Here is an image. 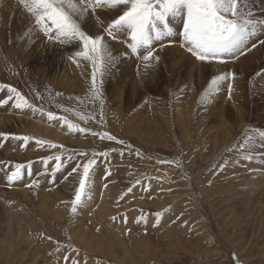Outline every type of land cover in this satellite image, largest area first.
Listing matches in <instances>:
<instances>
[{
	"label": "rangeland",
	"instance_id": "374dc122",
	"mask_svg": "<svg viewBox=\"0 0 264 264\" xmlns=\"http://www.w3.org/2000/svg\"><path fill=\"white\" fill-rule=\"evenodd\" d=\"M246 3L256 18L264 19V0ZM3 4L0 101L8 102L0 103V109L10 110L9 115L14 108L20 110L9 91V86L15 88L42 112L40 119L30 122L47 123L63 138L24 131L14 122L0 126V133L8 134L0 136V231L8 226V210L22 217L19 224L25 226L18 236L22 243L11 253L19 256L33 247L32 253L38 248L41 260L52 264H72L73 259L79 264H120L106 250L107 245L114 246L113 238H100L113 226L129 252L125 264H264V140L256 138L251 161L243 158L238 147L246 134L264 130V32H257L243 55L225 56L223 64L201 62L180 46L183 25L181 18H175L174 35L153 45L160 61L147 68L127 48L126 32L118 34L117 40L106 37L117 62L102 78L98 74L99 95L93 96L90 62L79 60L77 66L69 59L80 50L77 42L62 45L49 40L34 28L18 0H3ZM90 13L83 29L91 35H105L104 28L118 14L107 9ZM185 54L201 70L190 67V60L184 62ZM227 73H233L234 79L229 77L203 102L210 80ZM67 82L78 88L63 89ZM49 112L56 119H48ZM68 122L90 131L71 130ZM105 131L124 143L92 134ZM19 136L30 139H15ZM37 140L63 147L41 146ZM81 152L88 157L93 152L108 155L98 156L93 166L89 203L71 214L70 201L79 182V173H72V168L86 162ZM55 155L64 163L53 175L56 161L48 158ZM17 164L25 166L22 178L9 185L7 175ZM221 164L223 168L218 167ZM102 206L110 211L99 219L96 214ZM86 233L90 251L76 243L77 234ZM140 237L147 239L146 248L139 244ZM99 239L104 242L102 252H94ZM5 252L0 248V264L29 262L30 256L11 259V253L6 257ZM120 253L116 251L121 259Z\"/></svg>",
	"mask_w": 264,
	"mask_h": 264
},
{
	"label": "snow or ice",
	"instance_id": "6c2138e0",
	"mask_svg": "<svg viewBox=\"0 0 264 264\" xmlns=\"http://www.w3.org/2000/svg\"><path fill=\"white\" fill-rule=\"evenodd\" d=\"M18 2L33 19L34 28L42 32L49 40L58 41L62 45H71L73 42H77L76 46L80 50L69 56V59L77 66H79V60L90 62L93 96L99 95L98 74L102 78L117 62V56L113 53L106 37L117 40L118 34L126 32L127 48L131 54L139 56L147 68L152 65L153 61L156 63L160 61L161 58L153 45L155 42H162L165 38L174 35L172 20L175 18H181L183 25V30L179 33L182 37L180 46L201 62L218 61L223 63L225 56L237 53L243 55L246 50H250L247 49V44L253 37H256L257 32H264V19L254 16L248 9L246 0H18ZM97 9L118 12L104 28L105 35H91L83 29V23L89 13L97 15ZM261 43L264 44V41ZM163 47L164 45L161 43V49ZM252 47H256V44L253 43ZM229 77L234 79V74L214 76L201 97L202 101L207 102L209 97L218 91L221 84ZM228 88L231 91L232 85L229 84ZM9 91L15 94L14 106L16 108L30 107L28 101L15 88L9 86ZM7 102V100L0 101V103ZM47 115L50 120L56 119L51 112ZM83 118L81 117V119ZM101 119H103L102 116ZM68 127L80 132L90 131V129L78 128L77 125L70 122H68ZM92 134L98 135L101 139L115 140L119 144L124 143L106 131ZM0 136L7 138L8 134L0 133ZM257 137L264 140V130L256 129L253 130L252 135L246 134L243 143L238 146L244 154V159L249 161L253 159L252 146ZM15 139L28 141L30 138L19 136ZM36 143L41 146L48 144L50 148L54 149L63 147L49 141L37 140ZM231 150L229 149V151ZM79 155L83 156L86 162L82 165L78 163L76 167L72 168V173H79V182L75 188L74 198L70 201L69 211L71 214H76L78 208L86 206L87 200L90 198L88 193L92 184L93 166L96 164L98 156L107 157L108 153L93 152L92 157H88L84 152ZM48 159L56 161L55 166L51 169L54 175L61 170L64 162L60 155ZM44 163H47V160ZM169 163L172 162L169 161ZM176 163L179 162L176 161ZM24 167L22 164L15 165L14 170L7 175L9 185L22 178ZM218 167L223 168L224 164L218 165ZM81 168L82 172H79ZM36 183L38 181H33V184ZM135 183H140L139 179ZM131 191L132 187H129L127 192ZM69 247L71 246L69 245ZM56 251H59V247L56 248ZM72 251L78 253L75 248ZM64 259L67 261L69 257L65 256ZM72 264H79L78 259H73Z\"/></svg>",
	"mask_w": 264,
	"mask_h": 264
},
{
	"label": "bare ground",
	"instance_id": "6f19581e",
	"mask_svg": "<svg viewBox=\"0 0 264 264\" xmlns=\"http://www.w3.org/2000/svg\"><path fill=\"white\" fill-rule=\"evenodd\" d=\"M5 5L3 4V0H0V8H2L3 9V7H4ZM6 7V6H5ZM5 7H4V9H5ZM3 11V10H2ZM104 11V10H103ZM5 13V12H4ZM91 14V13H90ZM111 15V14H110ZM18 16V15H17ZM90 16V15H89ZM104 16H105V14H104ZM1 17V16H0ZM28 17V16H27ZM4 18V17H3ZM88 18V17H87ZM28 19H30V18H28ZM0 21H1V18H0ZM30 21V20H29ZM29 21H27L26 20V23H27V25L29 24ZM88 21V20H87ZM87 21H86V23H87ZM18 22H20V21H18ZM17 22V25L19 24ZM91 23H92V21H91ZM85 24V23H84ZM88 24H90V22L88 23ZM93 24V23H92ZM20 25H23V23H21ZM19 25V26H20ZM91 26H93V25H91ZM20 27H23V26H20ZM25 27V26H24ZM17 28V27H16ZM18 29V28H17ZM17 29H15L16 31H17ZM22 29V28H21ZM19 30V29H18ZM23 32H24V30H23ZM17 34V33H16ZM120 44V43H119ZM118 45V44H117ZM179 45V44H178ZM176 48H174V50H175ZM177 51H178V48L176 49ZM124 52V51H123ZM179 52V51H178ZM186 55V54H185ZM185 55H183L184 57L182 58L183 60H184V62H186V61H188V60H190L192 63H190L189 61V64H190V67H191V65H193L194 66V68L195 69H197V70H201V67L202 66H198V64H195L194 63V61H192V59H190V57H187V55L185 56ZM178 56H180V53H179V55ZM181 58V57H180ZM177 59V58H176ZM182 60V61H183ZM186 64H188V63H186ZM200 64V63H199ZM205 64V63H204ZM208 64V63H207ZM223 64V63H222ZM206 65V64H205ZM232 65V64H231ZM172 66H174L173 64H172ZM177 67H178V65H176ZM235 66V65H234ZM179 67H182V64L179 66ZM209 67H210V65H209ZM185 68V67H184ZM206 68V67H205ZM221 68V67H220ZM234 69V68H233ZM206 71H208V70H206ZM202 74V73H201ZM200 75V74H199ZM201 76V75H200ZM68 79H66V81H67ZM63 82H64V80H63ZM77 86V88H78V85H72L70 82H67V83H65V85H64V87H63V89H65V90H68V89H70L71 91L72 90H74V89H76L75 87ZM13 108V107H12ZM23 109V108H22ZM14 110L15 111H11V112H15L13 115H9L7 112H10V110H6V109H0V126H2V125H6L7 123L9 124H12V122H14V124L15 123H19L22 127H23V129H24V131H31V132H33V133H38L39 135H41V136H44V137H47V138H53V139H56V138H58V139H60V140H63V138H62V136L60 135V133H58L59 132V130L58 129H54L52 126H50L49 124H47V123H37V122H30V119L31 118H33V119H40V117H41V114H42V112L41 111H39L38 109H35L34 107H32V106H30V107H26L25 108V110L23 109V110H16L15 108H14ZM3 111H5V112H3ZM243 116V115H242ZM9 126V125H8ZM7 126V127H8ZM29 126V128H27ZM6 127V126H5ZM2 128V127H1ZM0 128V129H1ZM4 130H5V128H4ZM70 140H71V138H70ZM68 141V140H67ZM75 141V140H74ZM72 142V141H71ZM77 142V141H76ZM92 142V141H91ZM90 142H88V145H90L89 144ZM91 147V146H90ZM263 152V151H262ZM8 153V152H7ZM8 154H10V153H8ZM12 154V153H11ZM14 155H15V153H14ZM16 155H18V154H16ZM11 156V155H10ZM143 160V159H142ZM125 162V161H124ZM144 162V161H143ZM157 168V167H156ZM154 170V169H153ZM147 171V170H146ZM260 172V171H259ZM262 177V176H261ZM152 179V178H151ZM256 182V181H255ZM251 183V182H250ZM258 185H259V181H258ZM254 186H255V184H254ZM257 186V185H256ZM258 187V186H257ZM256 187V188H257ZM24 190V189H23ZM21 191V193L22 192H25V191H22V190H20ZM20 193V194H21ZM26 193V192H25ZM248 195V198H251V196L249 197V194H247ZM21 196H25L24 194H22ZM42 197H44V196H42ZM41 197V198H42ZM28 200V199H27ZM30 200V199H29ZM89 202L87 201V203H86V205L88 204ZM3 205V204H2ZM88 208H91V206L89 205L88 206ZM6 209V208H5ZM7 210V209H6ZM63 210V209H62ZM113 210V209H112ZM4 211V210H3ZM59 213H61V211L58 209L57 210ZM109 211H110V207H107V206H102V208H101V211L99 212V213H97L96 215H97V217L99 218V219H101V218H103V216L104 215H107L108 213H109ZM3 213V212H2ZM6 213V212H5ZM64 213V212H63ZM21 214V213H20ZM66 215V214H65ZM2 216V215H1ZM5 216V215H4ZM109 217V216H108ZM6 218L8 219L6 222H8V226H7V228H6V230H4L3 232H1L0 231V248H1V250L3 251L4 250V248L5 249H7V253L5 252V255H6V257H8V254L9 253H11L12 251L11 250H15V249H17L18 247H17V245L18 244H21L22 242L19 240V239H21V238H19L18 236H21V232L23 231V228L25 227H23V223L20 225L19 224V221H20V219L22 218H20L19 216H18V214L17 213H15L14 211H11V210H8V213H6ZM5 218V219H6ZM29 218V217H28ZM30 219V218H29ZM14 221H15V223H14ZM29 221V220H28ZM17 222V223H16ZM25 222V221H24ZM13 223L15 224V229L13 230L12 229V226H13ZM26 223V222H25ZM24 223V224H25ZM29 223H30V221H29ZM106 223H109V222H106ZM112 224V223H111ZM26 225V224H25ZM28 226V225H27ZM111 226V225H110ZM21 229H22V231H21ZM13 230V231H12ZM117 230V228L115 227V228H113V226H112V228H110V227H107L106 228V234H104V236H102L101 235V239H104V238H106L107 239V237L109 238V239H112L113 241H114V246H112V247H110V246H108L107 244V251H109V252H111V254H113V256L116 258V260L117 261H119V263L120 264H125V260L128 258V254H129V252H128V250L126 249V247H125V245L123 244V243H121L120 241V236L117 234V232L118 231H116ZM19 231V232H18ZM15 232H18L17 234H15L14 235V233ZM23 233V232H22ZM88 233H86L85 234V236L84 235H81V234H77V236H76V239H77V241H76V243L79 245V246H81L83 249H91V243H90V238H88V235H87ZM33 239H34V237H32ZM85 238V239H84ZM25 240V239H24ZM35 240V239H34ZM50 240V239H49ZM139 241V244L141 245H143V244H145V243H147V239L145 238V239H143V238H139L138 239ZM27 241V243H30V242H32L31 240L28 242V240H26ZM46 242V241H45ZM44 242V243H45ZM149 242V241H148ZM151 242V241H150ZM42 243V242H41ZM79 243H81V245L79 244ZM94 243V242H93ZM101 244H104V242L102 243L101 241H100V239L97 241V243H96V245L94 246V249H93V251L94 252H97V251H100V252H102V247H101ZM180 244L181 243H178V245L180 246ZM38 246H39V243L37 244ZM141 245V246H142ZM148 245V244H147ZM152 245V244H151ZM45 246V244L44 245H41L40 247L41 248H43ZM144 246V245H143ZM177 246V245H176ZM26 246H24V248H25ZM48 246H46V248H47ZM101 247V248H100ZM106 247V246H105ZM152 247V246H151ZM144 248H146L145 246H144ZM149 248V247H148ZM33 249V247H31L30 248V250L28 249L27 250V248L24 250V252H23V254H19V256L16 254V255H14L13 253H11L9 256L11 257V259H18L19 258V260H20V258H22V259H24V258H26L27 259V257L28 256H30L29 257V259H27V260H29V262L27 263V264H52V263H47L46 262V259L45 258H43L42 260H41V258L37 255V253H36V250L38 251V248L36 249H34L35 251H34V253H32L31 252V250ZM77 249H78V247H77ZM116 249V250H115ZM169 249V248H168ZM171 249V248H170ZM117 250H120V254L122 255V258L120 259V258H118V254H116V251ZM201 250V249H200ZM48 251V250H47ZM90 251V250H89ZM106 251V252H107ZM148 251V250H147ZM203 251V250H202ZM100 252H99V254H100ZM158 252V251H157ZM105 253V252H104ZM107 255V254H106ZM21 256V257H20ZM112 256V255H111ZM112 256V257H113ZM245 260V259H244ZM249 260V259H248ZM14 261V260H13ZM22 261H24V260H22ZM15 263L17 262V261H14ZM19 262V261H18ZM247 262V261H246ZM9 263V262H8ZM14 263V264H15ZM248 263V262H247ZM248 264H253L252 262H249Z\"/></svg>",
	"mask_w": 264,
	"mask_h": 264
}]
</instances>
